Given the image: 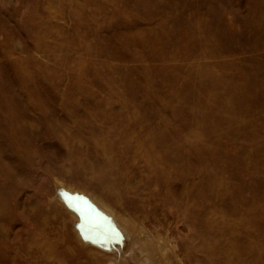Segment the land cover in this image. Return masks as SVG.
<instances>
[{"label": "rangeland", "instance_id": "obj_1", "mask_svg": "<svg viewBox=\"0 0 264 264\" xmlns=\"http://www.w3.org/2000/svg\"><path fill=\"white\" fill-rule=\"evenodd\" d=\"M0 165V264L13 242L68 264L29 241L62 179L147 216L180 264H264V0H0Z\"/></svg>", "mask_w": 264, "mask_h": 264}, {"label": "bare ground", "instance_id": "obj_2", "mask_svg": "<svg viewBox=\"0 0 264 264\" xmlns=\"http://www.w3.org/2000/svg\"><path fill=\"white\" fill-rule=\"evenodd\" d=\"M40 79L33 82L32 75L29 76L28 91L31 95L29 101L34 108L39 107L36 94H38ZM38 81L39 83H37ZM41 82L43 86L49 84L47 79ZM43 100L46 105V100L44 98ZM42 109L45 110L43 106ZM19 130L21 134V128ZM11 131L15 145L20 144L19 146L22 147L24 142H17V138L22 136L18 134L17 126ZM24 148L26 147L21 148L24 156L18 151L9 153L12 162L8 172L15 182H19L18 169L26 167L25 163L29 161L28 156L31 157V155H27ZM59 184L65 191H58V195L48 200L47 204L55 215L52 216V221L48 225L42 227L44 230L48 228L50 231L41 232L42 237L48 240L38 241L36 239L41 240L40 237L30 238L29 241L34 245V248L35 245L40 246L43 243L45 247L48 245L47 247L51 250L61 247L64 257L68 259V264H180L176 245L170 244L171 241L169 236H166V232L159 231V236H156L149 230L148 222L145 220L148 218L147 216L142 219L139 215L134 214L129 207L117 209L98 193L88 192L84 186L66 182L65 179L60 180ZM2 185L4 183L2 175H0V188ZM73 185L76 186V189ZM90 203L97 204L98 210L102 211L104 215H109L111 221L105 223L103 216L91 214ZM120 232L124 234V239L121 242L108 240L110 235H118ZM164 233H166L165 236ZM19 242L18 239L17 243ZM47 242L50 243L47 244ZM13 245L15 252L10 261L20 264L16 254L18 246L15 245V242ZM32 245L31 247H33ZM33 250L31 249V251ZM2 255L6 254L3 252Z\"/></svg>", "mask_w": 264, "mask_h": 264}]
</instances>
